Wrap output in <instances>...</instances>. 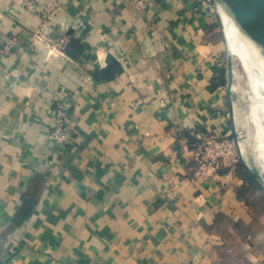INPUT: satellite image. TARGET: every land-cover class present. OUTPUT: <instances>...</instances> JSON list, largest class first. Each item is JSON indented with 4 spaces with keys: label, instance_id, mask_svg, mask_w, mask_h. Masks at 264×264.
<instances>
[{
    "label": "crops",
    "instance_id": "1",
    "mask_svg": "<svg viewBox=\"0 0 264 264\" xmlns=\"http://www.w3.org/2000/svg\"><path fill=\"white\" fill-rule=\"evenodd\" d=\"M28 1L0 0V264H264L242 175L195 176L198 133L243 149L257 134L220 15L202 0H145L144 14ZM44 23L64 53L34 43ZM59 97L68 145L50 139Z\"/></svg>",
    "mask_w": 264,
    "mask_h": 264
},
{
    "label": "built area",
    "instance_id": "2",
    "mask_svg": "<svg viewBox=\"0 0 264 264\" xmlns=\"http://www.w3.org/2000/svg\"><path fill=\"white\" fill-rule=\"evenodd\" d=\"M37 0H29L26 6L29 10H35ZM139 14H144L147 9L145 0H132ZM18 38L10 36L4 41L1 53L10 54ZM34 43L43 44L45 48L58 49L64 53L68 48L69 37L53 35L48 23H44L41 29L34 34ZM55 124L50 139L62 145H68L72 140V129L68 123L70 120L69 107L60 97L54 101ZM242 136L222 134L215 129H207L197 134V143L194 150L196 162V177L207 178L213 174L224 171H235L243 161L241 151Z\"/></svg>",
    "mask_w": 264,
    "mask_h": 264
},
{
    "label": "rangeland",
    "instance_id": "3",
    "mask_svg": "<svg viewBox=\"0 0 264 264\" xmlns=\"http://www.w3.org/2000/svg\"><path fill=\"white\" fill-rule=\"evenodd\" d=\"M200 4L206 8L209 7L218 15L215 0H202ZM231 60L234 69L233 74H235L233 76H235L236 97L238 100H242L241 105L237 106V109L238 113L244 117V113H249L252 109L251 106H253L248 84V79L253 68L245 69L241 61L233 54ZM259 89L262 90V94L264 95L263 89ZM257 113L258 120L254 119L257 126V134L255 136L256 130L254 131V128H252L253 132L249 133V137L252 136L251 144L248 142L244 149L243 147L241 148V151L243 150L242 152H244L243 161L233 171L234 173L241 174L244 178L245 184L242 187V195L245 197L246 202L253 208L252 220L257 222L255 226L257 229L252 230L253 235H259L260 231L264 233V229L262 228L264 225V103H261L257 107ZM254 136L257 140L256 143Z\"/></svg>",
    "mask_w": 264,
    "mask_h": 264
},
{
    "label": "bare ground",
    "instance_id": "4",
    "mask_svg": "<svg viewBox=\"0 0 264 264\" xmlns=\"http://www.w3.org/2000/svg\"><path fill=\"white\" fill-rule=\"evenodd\" d=\"M215 2L231 40L232 54L245 69L253 68L248 84L253 102L252 114L258 120L257 107L264 103L263 92L259 89L264 91V14L236 0Z\"/></svg>",
    "mask_w": 264,
    "mask_h": 264
},
{
    "label": "water",
    "instance_id": "5",
    "mask_svg": "<svg viewBox=\"0 0 264 264\" xmlns=\"http://www.w3.org/2000/svg\"><path fill=\"white\" fill-rule=\"evenodd\" d=\"M236 1L241 2L244 5L253 7L256 10H258L259 12L264 14V0H236Z\"/></svg>",
    "mask_w": 264,
    "mask_h": 264
}]
</instances>
